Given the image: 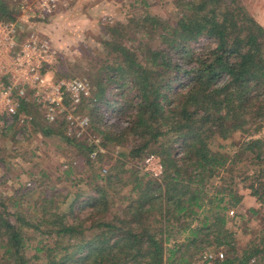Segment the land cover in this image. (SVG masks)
<instances>
[{"label":"trees","instance_id":"1","mask_svg":"<svg viewBox=\"0 0 264 264\" xmlns=\"http://www.w3.org/2000/svg\"><path fill=\"white\" fill-rule=\"evenodd\" d=\"M9 2L0 0V20H15V5ZM174 7L173 21L147 14L108 27L110 40L103 45L116 61L100 70L99 90L77 109L78 114L86 111L90 125L102 107L115 111L110 117L116 115L119 121L129 116L128 127L118 129L112 143L125 146L132 137L127 156L156 157L160 173L139 175L131 170L124 178L128 171L123 170L126 156L121 154L105 176L93 171L90 178H72L93 186L72 198L80 200L85 194L88 217L74 219L70 205L69 221L56 213L50 199L42 206L44 223H25L35 231L45 225L46 234L57 238L53 248L34 249L44 253L43 264H192L196 261L192 255L209 245L220 249L225 264H264V237L239 258L225 229V212L241 206L245 196L264 205V138L255 137L264 125V27L242 0H176ZM202 39L207 41L199 47ZM124 88L133 96L110 104L112 97L125 96L120 94ZM30 109L46 124L41 129L45 135L59 130L66 137L63 117L47 122L37 108L22 104L0 140L18 121L27 119ZM105 136L110 139L109 133ZM66 139L85 151L93 169L88 153L94 147ZM227 141L229 150L218 145ZM237 179L247 191L243 195ZM123 188H129L126 195ZM118 195L119 208L110 212ZM253 208L250 212L258 215L260 211ZM200 212L208 215L191 228ZM15 217L14 225L6 209H0V264H35L36 255H25L28 239L17 223L21 213ZM173 228L187 236L180 248L168 250Z\"/></svg>","mask_w":264,"mask_h":264},{"label":"rangeland","instance_id":"2","mask_svg":"<svg viewBox=\"0 0 264 264\" xmlns=\"http://www.w3.org/2000/svg\"><path fill=\"white\" fill-rule=\"evenodd\" d=\"M175 1L74 0L68 9L62 10L51 20L45 21L41 25L35 23L34 28L54 45L59 55L57 63L47 73L48 79H85L93 92L96 93L99 90L100 70L105 67L106 63L110 65L116 61L114 55L110 56L106 53V48L103 45L104 42L110 40L108 27L115 23L127 24L130 19L140 20L147 14L173 21L177 12L174 7ZM242 2L250 11V15L264 27V0H242ZM103 17L110 19L104 21ZM133 37L137 41L140 39L138 34H134ZM23 38L22 36L21 40ZM206 41V39H202L198 46H202ZM129 45L134 46L132 43ZM154 45L157 46L156 42ZM114 88L115 86H112L110 89ZM122 93H125V96L121 97L118 94L112 97L109 101L110 104H121L134 94V92H127V88H124L123 92L120 91V94ZM110 109L102 107L98 111L100 114L96 113L93 116L92 126L89 121V127L82 137H75L67 131V128L64 133L66 137H72L80 142H85L87 146L94 147L92 152L97 151L92 139L99 140L100 151L96 152V156L91 157L92 152L88 153L90 161L95 164L93 169L87 162L85 151L67 143L63 132L59 133V130H56L54 131L56 133L53 132L50 135H45L42 132L41 129L46 127V124L41 121L36 110L30 109L27 121H18L12 132L0 140V209L2 207L6 209L8 220L14 225L16 224L15 214L21 213V221L17 220V223L23 226L25 237L28 239L25 255L27 258L36 255L38 260H34L35 264L44 263V253H35L34 249L37 246L41 248L45 245L53 248L52 245L57 241L55 235L46 234L47 227L45 225H42L41 230L38 231L25 226V223L33 226L44 223L42 206L45 207L52 199L57 206L56 213L65 215L69 221H72L73 218L85 219L90 214L89 210L84 207L83 197L85 194L80 195L82 196L80 200H72V198L80 192L88 193L93 186L87 187L84 181L77 184L72 182V178L85 179L87 176L90 178L93 171L100 174L101 177L105 176L106 172L117 165L121 154L126 156V159H122L125 163L123 170L128 171L123 175L124 178L130 177L131 170L138 171L139 175L149 173L154 176L160 173L159 161L156 157L147 162L145 157L127 156L129 152L126 147H130L133 143L132 137L127 139L128 144L125 146L112 143L118 129L128 127L129 116L119 121V118H114L116 115L113 118L110 117V113L115 112ZM81 113H79L80 116L87 117L84 115L86 111L83 112L84 114ZM50 128L57 129L56 127ZM106 133L110 134L109 140L106 139ZM111 133H115V135H111ZM255 137L264 138V125ZM229 143L228 141L220 142L218 145L223 146L224 150H229ZM100 154L102 157L98 159ZM237 183L242 195L245 194L247 191L242 190L243 185L238 179ZM128 191L129 188H123L122 193L126 195ZM68 194L69 196L66 197ZM119 198L120 195L115 197V203L109 209L110 212L119 208ZM70 205L74 207L73 218L67 215L70 212ZM251 208L257 209L260 213L252 214ZM231 211L234 212L233 216L230 215ZM205 215L208 214L200 212L197 218L199 221L192 223L191 228L196 227ZM225 215L227 218L225 229L231 234L232 245L237 257L241 256L242 252L250 245H258L264 237V205L250 203L237 208L229 207ZM186 236V232L180 233L178 228H173L165 249L176 250L177 246L180 248L179 245L184 243ZM193 251L195 250H190L189 255ZM218 251L220 249L209 245L191 257L193 260H198L201 254H215ZM222 251L228 253L227 248ZM56 253L54 251L53 255ZM57 257H59L58 254ZM168 257V254H165V259ZM176 264L182 263L176 261Z\"/></svg>","mask_w":264,"mask_h":264},{"label":"built area","instance_id":"3","mask_svg":"<svg viewBox=\"0 0 264 264\" xmlns=\"http://www.w3.org/2000/svg\"><path fill=\"white\" fill-rule=\"evenodd\" d=\"M8 1L15 5L17 16L11 21L0 20V137L11 126L22 104L37 108L47 122L63 117L67 131L82 137L89 119L80 116L77 109L92 96L93 90L85 79H48L49 69L58 61V51L34 28L35 23L41 25L68 9L74 0ZM92 143L97 151L91 157H95L100 151L99 140L93 138ZM233 214L231 211L230 215ZM199 256L193 264H225L220 251Z\"/></svg>","mask_w":264,"mask_h":264},{"label":"crops","instance_id":"4","mask_svg":"<svg viewBox=\"0 0 264 264\" xmlns=\"http://www.w3.org/2000/svg\"><path fill=\"white\" fill-rule=\"evenodd\" d=\"M250 203H253L255 204V200L252 198V197H249V196H245V198L243 199L242 203H241V206L242 205H246V204H250ZM251 206V205H250ZM253 207V205H252Z\"/></svg>","mask_w":264,"mask_h":264}]
</instances>
